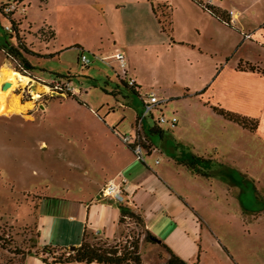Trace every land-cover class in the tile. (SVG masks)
<instances>
[{
    "label": "rangeland",
    "instance_id": "rangeland-1",
    "mask_svg": "<svg viewBox=\"0 0 264 264\" xmlns=\"http://www.w3.org/2000/svg\"><path fill=\"white\" fill-rule=\"evenodd\" d=\"M119 1L0 0V6L9 2L18 5L12 16L18 22L21 40L32 51L24 53L31 75L18 70L4 53L6 43L16 45L18 39L5 32L11 21L1 11L0 65L27 77L16 83L13 95L30 107L23 114L33 116L0 113V264H21L20 253L34 245L41 196L75 198L93 186L88 178L102 177L105 169L101 166L109 154L104 144H112L109 139H113L105 135L104 127L116 120L120 133L132 130V112H141L142 104L138 95L122 84L117 95L112 93L117 75L122 73L111 56L117 49L128 56L127 73L141 82L140 92L154 91L159 99L166 100L154 116L163 113L177 119L175 125L161 124L167 136L163 140L157 135L151 137L161 152L153 150L146 158L157 156L165 163L168 158L193 153L207 159L196 162L201 169L216 171L218 163L235 168L225 155L231 138L240 135L231 136L223 120L213 114L207 96L196 92L193 73L201 66L197 54L175 44L172 34L162 31L155 18L136 14L129 0L116 7ZM47 26L55 31V37L48 41ZM81 53L90 58L88 66L80 61ZM57 74L69 75L79 100L50 96L47 90L36 92L42 87L37 84L29 90L26 84L32 75L47 80ZM33 92L40 93L34 98L37 103L45 102L46 109L34 110ZM175 169L180 173L173 180L201 219L202 241L210 240L227 250L235 264H264V207L248 185L237 179V174L233 177L239 182L231 183L220 174L202 175L183 164ZM251 181L264 198V177ZM125 235L142 238V227L126 221L117 238L124 239Z\"/></svg>",
    "mask_w": 264,
    "mask_h": 264
},
{
    "label": "crops",
    "instance_id": "crops-1",
    "mask_svg": "<svg viewBox=\"0 0 264 264\" xmlns=\"http://www.w3.org/2000/svg\"><path fill=\"white\" fill-rule=\"evenodd\" d=\"M129 1L136 14L155 18L156 21L153 8L160 4L168 5L172 20L171 30L168 32L172 34L171 39L175 44L189 48L200 60L198 64L201 66L196 67L193 73L196 77V92L207 96L210 108L211 105H215L257 121L256 128L252 131L225 119L211 108L213 114L223 120L231 136L240 135L237 139L231 138L235 142L229 143L225 157L248 178L262 180L264 177V73L262 72L264 71V0ZM124 2L123 0L116 2V7ZM202 4L211 5L226 17L228 11H233L232 22L227 24L221 21L203 8ZM215 42H217L216 46L213 45ZM124 55L129 65L128 56L125 53ZM240 64L253 65L254 70L238 68ZM5 70L12 69L1 64L0 81L5 76ZM128 76L135 79L141 91L142 84L136 76L130 74ZM41 107L46 109L45 102L39 103L38 108ZM35 108L34 110L37 111ZM90 112L97 113L93 109ZM136 115L137 112L133 111L132 119L129 120L131 128ZM22 116L33 117L24 114ZM93 118L99 122L96 117ZM111 121L112 126L107 127L113 133L99 122L107 131L105 135L110 134L113 138L109 139L112 144L109 142L106 146L104 144L105 149H109V154L106 155L101 166V169H105L102 177L88 178L87 181L93 186L87 193L75 198L54 195L40 197L39 216L36 222L37 247L44 245L77 247L84 230L102 239H116L120 229L119 203L109 198H98L100 187L113 179L117 182L123 180L121 183L123 193L130 201L131 207L141 213L146 229L186 262L191 264L198 257L197 264H235L227 250L210 240L202 241L201 219L187 202L178 183L173 180H176L174 175L180 173L175 169L176 165L178 167L181 163L174 158H168L165 163H161L157 156L150 160L146 158L145 163L139 162L135 159L132 150L119 141L120 138L114 132L120 122ZM132 130L126 133H131ZM44 144L45 142L42 141V145ZM156 152L161 151L157 149ZM173 168L176 172L172 170ZM171 170L175 174H171ZM79 188L82 190L83 186ZM146 251H149V256L145 255ZM140 253L145 264H155L159 254L165 255L158 243L150 242L141 243ZM21 264L53 263L43 260L35 253H29L22 258Z\"/></svg>",
    "mask_w": 264,
    "mask_h": 264
},
{
    "label": "trees",
    "instance_id": "trees-1",
    "mask_svg": "<svg viewBox=\"0 0 264 264\" xmlns=\"http://www.w3.org/2000/svg\"><path fill=\"white\" fill-rule=\"evenodd\" d=\"M4 4H1L0 11L6 15L10 21L11 25L15 29V35L17 36V44L16 45H8L6 43V47L3 49L4 53L8 58L15 62L16 67L18 70L25 72L31 69L29 62L26 60L24 53L32 52L30 47L26 44V42L21 40L19 35V30L17 28V23L15 22L12 14L13 13H4L2 11ZM203 8L207 9L209 12L214 14L218 17L221 21L227 22V17L220 14L216 11L211 5L209 4H202ZM154 13L157 18V22L160 25L162 31L170 32L171 30V11L170 7L166 4H160L153 8ZM228 24V23H227ZM49 28V34L46 36L44 34V28H41V35L43 34L44 37L46 36L45 40L52 39L55 37V31L52 27L47 26ZM11 35V34H9ZM88 66V65H85ZM238 68H247L254 70V66L250 64H245L242 66L241 64L238 65ZM264 73V71H262ZM124 78L123 76H126ZM55 77L62 78L65 80H70L69 75H54ZM118 82L116 83L117 87L112 91L114 95L119 93L118 88L120 84L124 85L128 89L135 92L138 96L140 92V87L135 82L134 85H128V76L127 74V64H126V71L123 74L118 73ZM55 96V95H54ZM57 97H64L62 95H56ZM73 97L77 100V95L75 93L68 92L65 97ZM80 102V101H79ZM211 108L218 114L222 115L225 119L233 121L235 123L240 124L241 126L248 128L249 130H255L257 121L253 118L240 115L238 113H234L228 110H225L221 107L211 105ZM145 135L149 139L150 147H155L153 141L151 139L152 136L157 135L162 140L167 136L165 130L162 127L157 125L152 126H145ZM164 137V138H163ZM149 148V145L147 146ZM184 155V156H183ZM180 157H175L174 159L183 165H185L190 170L202 174V175H209L210 174H220L224 180L231 182V183H238L237 179H240L241 182L248 185L249 191L253 193L254 198L257 200L258 203L262 204L264 207V198L259 195L258 190L254 186L251 179L247 177L245 173L238 171L235 168L223 165L218 163L219 167L216 171H209L201 169L197 166L196 162L200 160H207L203 156H198L193 153L188 155L183 154ZM210 160V159H209ZM237 174V179L233 177V175ZM120 208V217H119V226L126 221H133L140 227H142L143 237L142 238H128V235H125L124 239H102L99 238L97 235L91 232H87L84 230L80 244L75 247L74 250H69L67 247H57L51 245H44L40 248L37 247V238L38 233L36 232V241L30 249L26 250L25 252H21L20 255L24 257L26 254L35 253L39 255L43 260L50 261L53 264H62V263H69V262H84V263H104V264H145L142 260L141 253H140V245L142 242H150V243H158L165 255H158V260L155 264H190L186 262L184 259L179 257L175 254L169 247H167L164 243H162L156 236H154L150 231H148L144 225V220L139 211L135 208L131 207V205H127L125 203H119ZM2 235L0 234V243L2 244ZM198 257L194 262L191 264H197Z\"/></svg>",
    "mask_w": 264,
    "mask_h": 264
},
{
    "label": "built area",
    "instance_id": "built-area-1",
    "mask_svg": "<svg viewBox=\"0 0 264 264\" xmlns=\"http://www.w3.org/2000/svg\"><path fill=\"white\" fill-rule=\"evenodd\" d=\"M18 8V5L13 2H9L4 4L2 11L4 13H14ZM24 7H22L23 11ZM228 17H227V22L230 24L232 22L231 16H234L233 11H228ZM6 33L9 34H15V29L12 25H7L4 28ZM112 58L116 60L119 64V67L121 68V72L126 71V57L124 53L120 50H115L112 53ZM79 59L82 62L83 65H88L90 63V58L85 54L81 53L79 55ZM26 75H31L28 70L26 71ZM31 80V81H30ZM30 84H29V83ZM128 85H134L135 84V79L132 77L128 78ZM28 88L29 90L33 89V86L41 85V86H46L47 91L51 92L50 96L54 95H62L66 96L68 92L75 93V88L71 86L70 80H65L62 78H58L55 76L50 77L47 80L41 79L36 76H29V81H27ZM27 88V89H28ZM31 92V91H30ZM40 97V93L38 94ZM44 95V94H43ZM139 100L142 104V110L141 112L137 113L135 120L133 122V130L131 133H120L118 130H114V132L118 135L120 140L127 145L133 152L134 157L136 160H138L141 163H145L146 156L149 155L153 150H157L156 147H150V142L149 139L145 135V126H152V125H157L161 127V124L163 123H169L172 125H175L177 119L173 115L171 118L165 117L163 113H160L157 117L154 116V111L156 109L161 110V104L165 102V99H159V97L156 95L154 91H148L144 93H139ZM34 103L36 102L35 105L36 107H39V103H37V98H33ZM149 120L153 121V123H150ZM149 145V148L147 146ZM158 162V160H156ZM123 180L120 182H117L116 180H108L106 183H104L98 193V198H109L113 199L117 203H125L127 205H131L130 201L127 199V197L124 195L121 183ZM130 238V236H127Z\"/></svg>",
    "mask_w": 264,
    "mask_h": 264
},
{
    "label": "bare ground",
    "instance_id": "bare-ground-1",
    "mask_svg": "<svg viewBox=\"0 0 264 264\" xmlns=\"http://www.w3.org/2000/svg\"><path fill=\"white\" fill-rule=\"evenodd\" d=\"M4 74L7 78L8 81H10V86L4 90L0 89V113H5V112H12L15 114H23L28 107L27 104H21L19 102V97L17 95H12L13 89H15L16 83L20 81H24L27 79V77L22 76L18 72L13 70H5ZM29 80V78H28ZM2 79L0 81V84L2 83ZM2 90V91H1ZM46 91L47 87L42 86L38 87L36 92L40 91ZM36 92H33V98ZM39 97V96H38Z\"/></svg>",
    "mask_w": 264,
    "mask_h": 264
},
{
    "label": "water",
    "instance_id": "water-1",
    "mask_svg": "<svg viewBox=\"0 0 264 264\" xmlns=\"http://www.w3.org/2000/svg\"><path fill=\"white\" fill-rule=\"evenodd\" d=\"M9 86H10V81L4 80V81H2V84L0 86V89L4 90V89L8 88ZM74 249H75V246L74 245L69 246V250L72 251Z\"/></svg>",
    "mask_w": 264,
    "mask_h": 264
}]
</instances>
